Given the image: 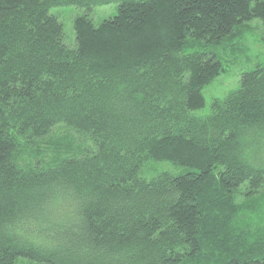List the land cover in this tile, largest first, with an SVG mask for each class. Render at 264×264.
I'll list each match as a JSON object with an SVG mask.
<instances>
[{
  "label": "trees",
  "instance_id": "trees-1",
  "mask_svg": "<svg viewBox=\"0 0 264 264\" xmlns=\"http://www.w3.org/2000/svg\"><path fill=\"white\" fill-rule=\"evenodd\" d=\"M114 3L65 44L54 8ZM256 19L264 0H0V264H264V62L195 114Z\"/></svg>",
  "mask_w": 264,
  "mask_h": 264
},
{
  "label": "rangeland",
  "instance_id": "rangeland-1",
  "mask_svg": "<svg viewBox=\"0 0 264 264\" xmlns=\"http://www.w3.org/2000/svg\"><path fill=\"white\" fill-rule=\"evenodd\" d=\"M51 13L56 15L63 23L65 28V44L69 47L75 45L74 21L76 18L87 14L95 25H100L104 20L115 16L118 13V4L104 5L94 8L87 12L83 8L76 6H65L54 8ZM248 32L245 40L241 37L236 38V43L245 42V50L241 53H232L231 48L225 52L223 63L227 73L217 78L208 85L203 93L206 99V105L203 109L196 112L197 116H207L211 112V106L214 100L225 98L229 92L240 86V79L244 72L252 70L257 64L264 62V28L262 22L258 19L248 23ZM235 43V44H236ZM62 134L66 129L61 130ZM170 164H156L160 170L167 169ZM166 167V168H165ZM16 264H42L25 258H19Z\"/></svg>",
  "mask_w": 264,
  "mask_h": 264
}]
</instances>
